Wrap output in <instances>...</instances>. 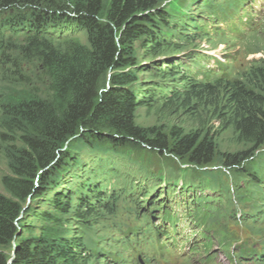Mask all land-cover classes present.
Masks as SVG:
<instances>
[{"label":"trees","instance_id":"obj_1","mask_svg":"<svg viewBox=\"0 0 264 264\" xmlns=\"http://www.w3.org/2000/svg\"><path fill=\"white\" fill-rule=\"evenodd\" d=\"M189 1L177 0L160 6L159 0H109L107 3L104 0H0V20L6 18L12 29L26 34L20 41L21 52L42 63L52 90L50 99L26 88L8 86L1 91L4 129L12 136H19L22 149L14 159L12 177L3 180L9 194L0 193V264H99L100 260L113 264L110 260L117 261L116 255L106 256V248L98 242L94 248L87 247L81 240L85 234L70 236L66 222L67 216L74 213V220L83 222L94 215V201L105 199L104 185H108L105 182H111L109 175L117 173L118 149L147 148L173 154L198 167L213 164L216 148L208 137L200 139L181 131L172 137L162 132L154 135V130L137 125L135 112L142 99L148 97L149 102H156L160 91L171 89L172 94L168 91L167 97L163 94L161 100L172 104L184 95L186 108L191 107L193 95H219L221 90L228 91L229 98L223 107L230 115L238 141L248 148L224 153V168L252 174L253 183L260 182L262 178L258 175L259 166L254 167V156L264 145V59L244 72L243 78L247 81L220 76L211 83L182 76V80H187L185 92L160 84L162 77L166 80L171 74L176 77L177 68L162 65L161 73L156 74V69H152L157 79L147 89L148 94L143 98L136 95V41L147 40L156 54L166 42L172 49L180 50L182 44L177 41L161 39L164 27H169L172 20L179 24L175 28L178 34L185 35L192 43L194 36L188 35L187 30L194 24L195 34H205L204 26L199 24L201 20H195V12L189 10L192 4ZM196 1L215 9L214 0H192ZM239 2L230 0L229 4L237 7ZM70 24L87 30L88 43L62 35L59 28ZM5 46L3 43L2 47ZM169 69L172 73H168ZM209 74L210 71L205 72L206 77ZM81 152H87L88 161ZM160 185L154 183L149 192L150 186L147 191L144 188L147 194L142 196L152 201L154 195L149 196ZM42 196L43 203L50 204V208L39 213L33 200ZM202 197L205 196L199 199ZM244 197L249 198L247 194ZM74 199L76 205H72ZM178 217L170 211L163 214L164 220L177 221ZM32 219L46 223L39 233L26 236L25 231H33ZM161 226L154 225L157 233ZM206 237L210 238L206 242H210L211 237ZM7 247L14 249L11 258L6 254Z\"/></svg>","mask_w":264,"mask_h":264},{"label":"rangeland","instance_id":"obj_2","mask_svg":"<svg viewBox=\"0 0 264 264\" xmlns=\"http://www.w3.org/2000/svg\"><path fill=\"white\" fill-rule=\"evenodd\" d=\"M159 2L160 6H165L172 2L177 3V0ZM189 2L192 3L189 10L196 13L193 15L194 19L201 20L199 24L206 25L205 29L209 32L205 34L191 32L196 26L194 24L192 29L187 30L191 32L188 35L194 36L192 43L185 39V35L178 34L175 28H178L179 24L172 20L169 27H164L163 34L166 35L162 34L161 39L177 41L178 44H182L180 50L175 47L172 49L166 42L161 44L162 47L157 51L159 54H156L153 47L147 45L149 43L147 40L136 41L134 52L138 66L134 69L138 81L134 89L136 95L141 98L148 94L147 89L157 79L153 77L152 69H156V74L161 73L162 65L177 68L174 71L176 77L171 74V77H167L168 82L162 77L160 84L176 87L177 90L185 92L187 80H182V76L211 83L220 76L242 80L244 72L256 63L260 64V60L264 59V6L263 9L256 8V14L247 22L246 18L251 15V11L247 9L251 7L252 0L241 4L245 13L242 9H234V6L226 7L223 4L225 0H214V3L220 4L219 10L204 7L199 1ZM261 2L264 4V0ZM181 16L182 14L179 17ZM217 25L222 29L213 30ZM59 30H62L64 37L79 38L82 42L88 43L87 30L75 24L61 27ZM25 36L23 31L12 29L6 18L0 20V96L1 91L12 86L32 90L41 97L50 99L51 80L42 63L37 58L21 52L20 41H23ZM3 43L7 44L5 47L10 48L4 49ZM206 71H210L209 77L205 76ZM168 73H172L171 69ZM243 81L247 79L243 78ZM168 91L172 94L171 89L160 91L158 94L160 99L156 102H149L148 97L142 99L135 112L137 125L154 130V135L162 132L172 137L174 133L181 131L192 133L200 139L208 137L216 148L217 156L213 164L198 167L173 154H161L147 148L135 151L118 149L120 157H116L117 173L109 175L112 178L111 182H105L108 184L104 185L105 199L101 202L94 201L92 211L94 215L90 216L89 221L74 220L75 213L67 216V233L70 236L79 235V232L85 234L81 240L90 248L100 243L106 248L104 251L106 256L110 257L111 254L117 256V261L110 260L113 264H264L262 253L264 219L253 227L241 223L244 217L249 218L253 212L252 204L244 195L256 198L264 193V145L256 150L254 156V167L259 166L258 175L262 178L259 184L253 183L252 174H242L236 170L235 173L233 170L227 171L223 165V154L248 148L238 141L234 126L229 121L230 115L223 107L229 98L228 91L221 90L219 95L206 93L202 96L200 93L193 95L189 108L184 105L186 99L184 95L174 99L173 104L161 100V97L169 93ZM4 123V114L0 107V193L8 195L3 180L7 176L12 177L13 162L22 149V142L18 135L12 136L5 131ZM82 155L89 160L87 152ZM153 176L160 179L157 177L154 179ZM154 183L161 185L151 192L149 197L151 198V195L154 197L149 202V198L142 195L147 194L148 186L149 192ZM170 188L173 190H169ZM163 192L165 195L161 199H165L166 204L173 207V213L181 217V220L175 223L180 230L177 235L170 221L162 220L160 216L162 208L155 205L159 201L154 200ZM202 195L205 197L199 199ZM43 199L42 196L33 200L39 213L50 208V204L43 203ZM72 205H76L75 199ZM207 208L215 212V217L223 216L225 220L210 221L209 227L203 226L204 222H199L194 215L196 212H204ZM193 209L195 212L189 218L188 212H192ZM246 212L250 214L244 216ZM230 214L232 215L226 218ZM32 220L33 231H25L26 236L39 233L42 224L46 223L42 219ZM155 224L163 225L162 233H157ZM260 228V231H256ZM163 230L171 232L170 237L165 238ZM203 234L205 237H202ZM207 235L212 240L204 245ZM159 236H162V239ZM185 238H189L190 242H186ZM196 244L200 246L198 252H194L191 247ZM243 247L254 249L256 253H243ZM13 250L12 247H7L8 258L13 256ZM99 264H104V260H100Z\"/></svg>","mask_w":264,"mask_h":264},{"label":"bare ground","instance_id":"obj_3","mask_svg":"<svg viewBox=\"0 0 264 264\" xmlns=\"http://www.w3.org/2000/svg\"><path fill=\"white\" fill-rule=\"evenodd\" d=\"M201 217H203V216H201Z\"/></svg>","mask_w":264,"mask_h":264}]
</instances>
